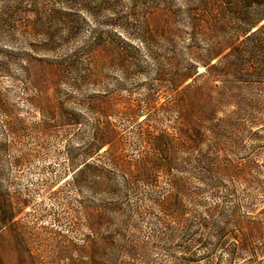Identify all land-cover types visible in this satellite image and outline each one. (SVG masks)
<instances>
[{
	"label": "rangeland",
	"instance_id": "rangeland-1",
	"mask_svg": "<svg viewBox=\"0 0 264 264\" xmlns=\"http://www.w3.org/2000/svg\"><path fill=\"white\" fill-rule=\"evenodd\" d=\"M83 2L0 0V206L4 209L9 200L13 205L12 218L4 219L0 228L1 264H116L119 227L144 240L152 264H170V257L155 247L153 236L160 228L148 214L147 186L137 181V193L127 191L121 172L110 167L103 152L109 144L96 152L92 133L102 127L110 139L113 128L124 157L136 160L146 150L140 131L171 130L178 91L161 70L191 62L189 34L173 46L131 42L116 48L111 26L98 23L111 13L90 14L80 8ZM121 3L125 9L131 0ZM172 3L179 6V0ZM69 18L79 23L78 30L67 28ZM98 32L108 36L105 46L84 51L79 65L65 76L52 69ZM52 41L58 47L53 51L48 50ZM116 51L128 56L120 60ZM148 51L159 55L151 59ZM247 97L259 101H248L249 107L235 114L237 126L222 138L217 160L229 159L242 175L232 182L230 199L256 214L264 204V94L253 91ZM230 111L236 108L225 110ZM208 144H200L199 152H207ZM99 164L105 167L104 176ZM182 176L188 177V187L199 185L191 175ZM223 179L227 177L220 175ZM165 181L160 176L156 182L158 193L166 189ZM218 190H205L198 202H219L225 192ZM219 261L226 262V256Z\"/></svg>",
	"mask_w": 264,
	"mask_h": 264
},
{
	"label": "trees",
	"instance_id": "trees-1",
	"mask_svg": "<svg viewBox=\"0 0 264 264\" xmlns=\"http://www.w3.org/2000/svg\"><path fill=\"white\" fill-rule=\"evenodd\" d=\"M82 1L80 8L90 14L111 13L98 23L111 26L110 39L116 48L131 42L173 46L189 34L187 55L191 62L169 72L161 70V76L178 91L177 119L171 130L140 131L139 141L146 150L136 160L124 157L113 128L110 139L102 127L97 126L92 133L96 152L109 144L103 152L110 167L121 172L127 191L137 193V181L147 186L148 214L160 228L153 236L155 247L170 257V264H222L219 260L224 255L223 264H264V204L256 214L250 206L241 210L244 206L239 200L230 198L234 194L232 182L242 175L229 159L217 160L222 138L237 126L235 114L243 111V106L249 107L247 95L253 91L264 94V0H179L177 8L172 0H131L125 9L121 0ZM155 16L159 19L152 25L149 22ZM66 25L72 32L79 29V23L71 18ZM107 39L103 32L94 34L92 42L54 62L52 69L69 74L79 65L84 51L94 52L96 47L105 46ZM56 49L55 42L48 44V50ZM114 55L120 60L128 56L122 51ZM147 55L155 59L159 54L148 51ZM199 66L204 70L199 72ZM252 99L249 102L253 104L259 101ZM229 106L236 111L226 113ZM205 142H209L208 151L201 153L199 146ZM96 168L100 176L106 174L104 165ZM184 173L199 185L188 187ZM220 175L227 179L220 181ZM160 176H165L167 187L158 193ZM220 187L225 193L219 202L209 206L198 202L199 194L209 189L217 193ZM113 205L119 211V206ZM135 210L140 213L139 204ZM12 215L9 200L4 209L0 206V228ZM123 229L116 231V264H152L144 240L127 236ZM172 241L177 242L176 248ZM175 249L177 256L173 255ZM259 256L262 259L258 261Z\"/></svg>",
	"mask_w": 264,
	"mask_h": 264
}]
</instances>
